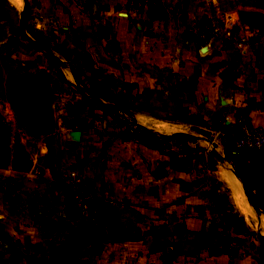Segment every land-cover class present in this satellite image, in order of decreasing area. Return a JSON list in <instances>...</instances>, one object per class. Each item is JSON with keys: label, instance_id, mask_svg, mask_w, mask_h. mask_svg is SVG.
I'll return each mask as SVG.
<instances>
[{"label": "crops", "instance_id": "obj_1", "mask_svg": "<svg viewBox=\"0 0 264 264\" xmlns=\"http://www.w3.org/2000/svg\"><path fill=\"white\" fill-rule=\"evenodd\" d=\"M40 1L42 12L65 16L70 29L82 38L84 52L111 73L119 95L136 96L129 102L138 107L129 110L135 119L144 118L146 129L158 131L150 125L160 123L170 131L164 136L190 134L195 149L202 143L201 130L211 132L214 142L224 128L230 135L233 113L241 110L264 130V41L236 50L221 38L205 45L195 39L208 16L229 9H237L247 26L264 32L260 0H166L156 13L141 0H93L86 12L80 10L78 0ZM143 103L145 109H140ZM149 105L155 110L149 111ZM172 115L177 121L164 123L163 117ZM187 120L196 122L197 131L185 127ZM65 130L50 134L56 142H47V157L36 160L45 171L44 183L37 184L41 188H30L35 186L30 171L0 169L2 179H13L19 186L15 197L21 201L0 197L1 228L14 213L23 211L24 198L30 197L57 212V220L73 226L77 211L70 196L55 185L67 169L82 175L109 212L99 231L103 236L98 238L97 252L79 257L77 264H264V213L259 210L251 227L245 223V230L237 228L233 211L215 200L210 190L209 183L216 178L201 171L207 162L192 154L169 156L122 134L98 140L91 129L81 130V144L70 149L67 140L73 138ZM242 166L264 169L255 159ZM226 170L240 187L237 198L223 175L236 203L251 216L239 176L230 172L233 167ZM15 222L13 239L3 231L0 236L18 244L26 222ZM5 247L0 242V264H12L14 254ZM15 255L16 260L21 257Z\"/></svg>", "mask_w": 264, "mask_h": 264}, {"label": "rangeland", "instance_id": "obj_2", "mask_svg": "<svg viewBox=\"0 0 264 264\" xmlns=\"http://www.w3.org/2000/svg\"><path fill=\"white\" fill-rule=\"evenodd\" d=\"M25 2L26 13L23 16ZM25 2L21 6H14L8 0H0V169L11 167L30 171L35 181V186L30 188L39 189L41 187L37 184L44 183L41 179L44 174L42 172L45 171L38 166L36 160L42 156L47 157L45 150L47 142H56L53 135L42 133L37 126L40 120L39 111L43 107L50 106L54 112V130L62 127L71 132L91 129L94 135H98V140H111L120 134L124 135L129 128L135 129L137 126L145 128L144 126L148 125H145L144 118L135 119L129 110L133 108L129 99H135L136 96L119 95L111 73L98 67L92 55L84 52L82 38L70 29L65 16H58V19L57 16L49 15L48 11L42 12L40 0H25ZM78 5L82 12L88 10L83 9L79 1ZM22 26L26 28L32 39L48 46L51 52L48 53L28 42L23 35ZM88 92L94 93L110 108L98 105ZM139 107L145 109L144 103ZM147 108L149 111L155 110L151 105ZM158 119L160 121L159 117ZM163 119L164 123L177 121L176 115L164 116ZM202 121L206 123L205 120ZM185 123V127L197 131V127L194 126L195 121L187 120ZM159 124L150 125L158 131L147 130L159 135L170 132ZM201 131L203 137L199 139L202 143L199 142L195 149H192V140L188 139L186 143L188 149L184 156L192 154L198 160L207 162L200 168L202 172L216 178L209 183L210 190L215 195L214 199L221 201L223 205H228L235 215L233 220L239 224L237 228L245 230V223L251 227L250 223L257 222L259 218V213L256 212L253 204L258 210H262L248 193L247 199L252 214L251 216L244 214L236 203L223 172L233 167L235 169L233 172L239 176L244 185L239 172L250 169L242 165L230 166L227 163L232 160L227 153L229 134L225 128L217 142H214L211 132ZM67 143L68 148L71 149L76 148V144H81V141L69 138ZM254 159H257L255 155L253 157L250 155L248 158L249 161ZM70 171L63 169L61 173ZM52 182L54 184V180ZM55 185L63 189L60 183L57 182ZM18 187L13 179L0 177L1 198L11 203L18 202L19 199L15 197L20 192V190L16 191ZM217 191H220V194ZM67 194L70 196L69 193ZM70 198L73 204L72 197ZM37 200L33 197L24 198L23 211L14 213L7 224L0 227V235L2 231L7 232L8 237L13 239L10 234L16 232L15 221L26 222L25 229L19 230L24 236L22 242L18 241V249L17 242L9 241L4 236L1 239L0 236V242L6 246L7 252L14 254L12 264H54L55 262L66 264L64 260H59V252L67 250L70 242L76 240L72 232L82 236L77 247L78 255L73 264H77L78 258L83 255L85 257L95 255L99 247L98 238L103 236L99 231L108 221L109 212L102 214L94 223L76 212V221L71 226L69 223L57 220L55 218L58 216L57 212L44 209L39 205L40 202H36ZM106 232L105 236H110L111 231ZM23 234L19 233V236ZM17 253L21 256L18 260L15 255ZM37 257L43 261H38Z\"/></svg>", "mask_w": 264, "mask_h": 264}, {"label": "built area", "instance_id": "obj_3", "mask_svg": "<svg viewBox=\"0 0 264 264\" xmlns=\"http://www.w3.org/2000/svg\"><path fill=\"white\" fill-rule=\"evenodd\" d=\"M83 9H88L93 0H78ZM152 12H158L166 0H141ZM264 4V0H260ZM221 38L227 45L236 50H247L264 41V32L254 30L241 19L237 9H229L208 16L201 31L195 36L200 44H208ZM230 136L236 151H253L264 156V130L254 126L247 114L241 110L235 111ZM162 151L171 156H183L186 153V143L181 140H168L162 146ZM57 182L63 190L69 193L76 211L89 222H96L102 214L108 212L107 205L91 190L89 183L79 172L61 173Z\"/></svg>", "mask_w": 264, "mask_h": 264}, {"label": "trees", "instance_id": "obj_4", "mask_svg": "<svg viewBox=\"0 0 264 264\" xmlns=\"http://www.w3.org/2000/svg\"><path fill=\"white\" fill-rule=\"evenodd\" d=\"M40 112V120L37 122V126L41 129L42 133L51 134L54 131L55 118L54 112L50 106L43 107ZM123 137L126 140L137 139L141 143L150 148H161L163 144L168 140H181L185 143L188 142L186 137L180 135L164 136L155 132H151L143 127L137 126L135 129H127ZM227 153L229 158L235 165H243V163L250 157L255 155L258 163L264 165V156L258 152L253 151H236L232 144V138L229 135L228 138ZM186 144V151H187ZM186 154V153H185ZM184 154V155H185ZM242 181L246 187V190L254 200L256 204L261 208L264 213V169H250L241 170L239 172Z\"/></svg>", "mask_w": 264, "mask_h": 264}, {"label": "water", "instance_id": "obj_5", "mask_svg": "<svg viewBox=\"0 0 264 264\" xmlns=\"http://www.w3.org/2000/svg\"><path fill=\"white\" fill-rule=\"evenodd\" d=\"M25 2V0H24ZM26 13V2L24 4V10L22 12V15L24 16ZM22 32H23V35L25 36V38L28 40V42H30L31 44H33L35 47L37 48H40L48 53L51 52V49L46 46L45 44L41 43V42H38V41H35L34 39H32L28 33L26 32V28L24 26H22ZM88 94L90 95V97H92L95 102L98 104V105H101L105 108H110L109 105L105 104L101 99H99L94 93L92 92H88ZM81 135H82V132L77 130V131H73L71 132V136L74 140L76 141H80L81 140ZM175 135H180V136H183V137H186L187 139H190V140H194L193 137L190 135V134H187V133H178V134H175ZM230 166H235L234 163L232 162H227ZM230 172H233L232 170ZM224 174L228 173L227 170H225L223 172ZM242 189L244 191V193L246 194V196H248V192L246 190V187L244 185H242ZM249 198V197H248ZM253 207L254 209L256 210L257 213H259V210L257 209L256 205L253 204ZM72 234H74L76 236V240L74 242H70V247L67 249V250H64V251H61L59 252V260H64V262L66 264H73L77 258V247L79 245V242H80V239L82 238V236L80 234H78L77 232H72Z\"/></svg>", "mask_w": 264, "mask_h": 264}, {"label": "bare ground", "instance_id": "obj_6", "mask_svg": "<svg viewBox=\"0 0 264 264\" xmlns=\"http://www.w3.org/2000/svg\"><path fill=\"white\" fill-rule=\"evenodd\" d=\"M12 3H14L15 5H17V6H21V4H22V0H10ZM225 178H226V180H227V182L231 185V187H232V189H233V191L235 192V194H236V197L238 198V196H237V193H240V187H239V184H238V182H237V179H236V177L233 175V173H229V171H228V173L227 174H225ZM241 186V185H240ZM234 194V193H233ZM234 194V195H235ZM237 198H235V199H237ZM239 202H241L240 200H239ZM247 202V201H246ZM242 203H243V201H242ZM242 203H240V204H242ZM244 203H245V200H244ZM243 203V204H244ZM242 204V205H243ZM241 205V206H242ZM246 206V205H245ZM243 207V206H242Z\"/></svg>", "mask_w": 264, "mask_h": 264}]
</instances>
